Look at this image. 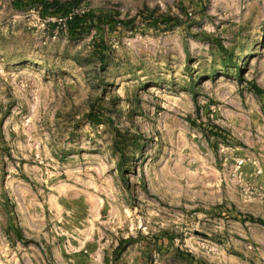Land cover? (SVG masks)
Returning <instances> with one entry per match:
<instances>
[{
	"label": "rangeland",
	"instance_id": "374dc122",
	"mask_svg": "<svg viewBox=\"0 0 264 264\" xmlns=\"http://www.w3.org/2000/svg\"><path fill=\"white\" fill-rule=\"evenodd\" d=\"M12 2L0 264H264V183L229 172L264 170V0H76L75 35Z\"/></svg>",
	"mask_w": 264,
	"mask_h": 264
},
{
	"label": "trees",
	"instance_id": "16d2710c",
	"mask_svg": "<svg viewBox=\"0 0 264 264\" xmlns=\"http://www.w3.org/2000/svg\"><path fill=\"white\" fill-rule=\"evenodd\" d=\"M77 2L76 0H71L68 3L65 4H60L58 2H53L52 4H47L46 2L42 0H13L12 5L13 8L17 7H37V8H42L43 13H48L50 10L54 9V12L61 16L63 19H65V24L67 31L70 35H75L84 30V26L86 24V17L85 15H79V14H73V9L75 8ZM149 20V23L154 22V24H161L163 26H166L169 24L170 20L168 18L161 19L159 22H155V18L151 15L146 16L143 21ZM260 91V90H258ZM251 223H257L261 226H264V221L260 219H254V218H249Z\"/></svg>",
	"mask_w": 264,
	"mask_h": 264
},
{
	"label": "built area",
	"instance_id": "2783aa9c",
	"mask_svg": "<svg viewBox=\"0 0 264 264\" xmlns=\"http://www.w3.org/2000/svg\"><path fill=\"white\" fill-rule=\"evenodd\" d=\"M190 16V13L188 14ZM233 183L246 195H253L252 184L257 178H261L260 182L264 183V170L255 167L246 158H237L234 160L229 169ZM257 181V185L260 183ZM260 194V198L264 200V194Z\"/></svg>",
	"mask_w": 264,
	"mask_h": 264
}]
</instances>
